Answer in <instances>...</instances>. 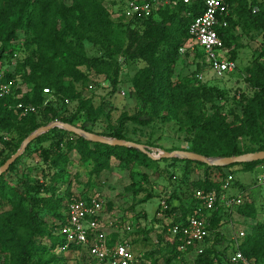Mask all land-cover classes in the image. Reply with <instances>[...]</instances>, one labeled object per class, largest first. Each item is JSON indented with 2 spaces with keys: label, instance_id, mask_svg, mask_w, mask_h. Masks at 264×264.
Wrapping results in <instances>:
<instances>
[{
  "label": "trees",
  "instance_id": "trees-1",
  "mask_svg": "<svg viewBox=\"0 0 264 264\" xmlns=\"http://www.w3.org/2000/svg\"><path fill=\"white\" fill-rule=\"evenodd\" d=\"M102 2L0 0V71L4 65L15 61L16 48L12 42L17 32L29 39L26 47L31 42L35 46L33 55L38 54L39 57L38 63H34L32 58L26 59L30 73L24 72L20 76L23 84L32 86L30 93L18 99L15 95L19 91L10 97H0V129L12 130L18 123H28L32 130H36L45 125L37 118L42 120L47 112L52 111L51 101H59L61 105L76 102L79 111H84L85 120L80 122V117L74 114L60 116L58 121L94 133L97 112L89 101L82 99L76 84L87 82L89 74L102 76L109 82L111 91L115 92L123 65L138 61L144 64V68L134 76L129 94L139 103V108L134 115L120 120L117 128L102 136L125 140L121 133L125 122L145 127L154 122L177 121L194 134L188 139V152L208 158H224L264 151V46L246 69L244 82L250 89V95H234L242 102L241 117L235 115L227 120L213 101L219 94L197 85L189 76L173 78L180 49H185L188 41L194 43L188 28L203 13L202 1L161 5L149 17L142 19H127L124 16L126 0H112L111 11ZM226 2L229 7L227 27L217 29L225 49L230 48L233 30L239 25L247 32L264 31L262 3L258 0ZM85 43L97 47L101 56L88 57ZM199 51L204 59L202 51ZM229 60L236 62L233 52ZM20 70V65L15 63L11 72L4 73V79L16 80ZM43 89H48L50 93L45 94ZM46 99L47 103H44ZM18 104L33 107L36 112L20 116V111L16 109ZM207 105L212 109V115L204 114ZM210 136L214 138L209 139ZM49 137H55L57 141L48 149H40V158L48 165V172L45 174L42 170L38 175L43 178L40 182L32 185L29 181H21L16 186L8 183L6 176L13 172L19 160L0 176V195L4 198L10 195L15 200L9 210L0 212V253L7 256L9 264H67L64 254L85 252L93 264L88 247L70 244L62 251L64 238L54 233L65 223L69 200L72 197L81 200L70 191V173L66 169L70 163L69 154L74 152L78 161L90 165L91 173L95 175L108 170L112 159L122 166L138 165L149 169H157L165 159L152 160L136 149L89 142L58 128L40 135L31 144ZM240 139H247L252 146L239 145ZM63 144L66 152L59 153ZM8 158H4L0 165ZM174 161L183 162L186 167L203 168L206 179L191 191L189 203L172 207L167 199V208L159 209L165 216L171 217L173 224H183L187 216L199 207L193 198L195 190L214 191L218 195L227 181L225 171L233 172L238 167L254 171L264 165V160L226 167H208L184 159ZM53 169H58V172L48 178L49 171ZM213 173L217 180H209ZM238 188L242 191L238 195L242 197L247 189L240 185ZM257 193L251 196L248 203H243L242 198V204L238 206L225 208L216 204L212 211H203L209 238L201 254L196 255L192 249L185 252L195 257V264H231L229 259L236 251L253 264H264V222L256 221L250 233L244 231L245 236L239 240L238 246L230 239L224 248L228 252L220 249L226 241L221 228L231 224L234 216L239 220H256ZM167 227V224L162 227V235L169 241L172 252L179 251V242L171 238ZM116 243L115 236H108L110 247Z\"/></svg>",
  "mask_w": 264,
  "mask_h": 264
},
{
  "label": "rangeland",
  "instance_id": "rangeland-1",
  "mask_svg": "<svg viewBox=\"0 0 264 264\" xmlns=\"http://www.w3.org/2000/svg\"><path fill=\"white\" fill-rule=\"evenodd\" d=\"M258 1L264 5V0ZM111 2L112 0H103L102 3L106 9L111 11ZM254 11L256 12L257 8ZM233 33L234 38L230 48L226 49L228 57L231 52L234 53L236 70L233 73L222 76L209 70L204 64L198 47L188 41L184 46L185 52L180 54L176 62L173 76L174 79L189 76L197 85L212 89L215 95L219 94L220 96H215L213 101L227 120H231L235 115L241 117L242 102L234 98V95L238 93L245 96L250 95V89L244 82L247 75L246 69L252 65L261 47L264 46V31L247 32L243 26L239 25ZM27 40L29 39L23 33L17 32L15 41L12 42L16 48L13 56L14 62L16 65L19 64L21 69L14 83L15 92L19 91L17 96L15 95L16 99L30 93L32 88L31 85L23 84L20 78L24 72L30 73L26 59L32 58L34 63H38L39 60L38 54L33 55L35 46L29 42V46L26 47ZM84 48L88 57H100L102 54L97 47L89 43H85ZM39 64L43 65L42 62ZM143 68L144 64L138 61L124 64L115 92L111 91L109 82L102 76L94 77L89 74L87 82L76 84L82 99L89 101L97 112L93 127L94 134L102 136L110 129L117 128L119 121L125 116L130 117L136 113L139 103L129 94V90L134 76ZM51 102L52 111L47 112L42 120L37 118L41 124H45L42 127L60 122L58 121L60 116L70 117L77 114L80 122L85 120L84 111H79L76 102L70 105H61L59 101ZM44 103H47V99ZM204 114L212 115L209 105L206 106ZM36 130H32L28 123H18L12 130L0 129V164L7 156L10 158L14 155L23 141ZM121 133L125 138L124 141L167 153L186 151L189 148L188 139L194 135L187 131L182 122L177 121L154 122L145 127L125 122ZM213 138L214 136L209 137V139ZM56 141L55 137H49L39 143H30L31 145H28L24 153L18 157L19 161L14 166L13 172L7 174L8 183L16 186L20 185L21 181H29L32 185L40 182V179H43L38 176L40 171L43 170L45 174L48 172V165L40 158V149H48ZM238 144L252 146L247 139H240ZM64 145L60 146L59 153L66 152ZM69 155L70 163L66 169L70 173V191L86 203L95 200L103 201L102 221L108 236L113 235L117 243L122 242L129 245L133 253L139 257L141 264H195L194 256L181 251L172 252L168 245L169 241L161 231L171 217L165 216L159 209L163 203L167 207V199L172 207H177L181 203H189L191 191L198 183L206 179L203 168L186 167L183 162L174 161L177 158H165V161L159 163L157 169L138 165L122 166L112 159L108 170L95 175L91 173L90 165L78 161L74 152ZM57 172L58 169L49 171L48 178ZM225 172L227 179L231 178L228 195L236 196L242 192L238 185L247 189L242 193L243 203L250 202L254 193L259 192L260 194L257 193L258 197L255 202L256 220H239L234 216L231 224L221 228L226 241L222 243L220 249L228 252V249H224L227 246V240L239 231L250 233L256 221L264 222V165L254 171H244L243 168L238 167L233 172ZM209 180H217L214 173L211 174ZM14 201L10 195L5 198L0 195V212L9 210ZM54 233H59V228ZM64 257H67V264H92L85 252L64 254ZM168 260L170 261L167 262ZM0 264H9L7 256L1 253Z\"/></svg>",
  "mask_w": 264,
  "mask_h": 264
},
{
  "label": "built area",
  "instance_id": "built-area-1",
  "mask_svg": "<svg viewBox=\"0 0 264 264\" xmlns=\"http://www.w3.org/2000/svg\"><path fill=\"white\" fill-rule=\"evenodd\" d=\"M178 1H182L183 4L202 1L203 13L190 24L188 34L202 51L204 64L209 70L222 76L233 73L236 70V63L229 60L227 50L217 31L218 28L227 27L229 7L226 0H126L123 13L127 19L147 18L159 6L176 5ZM184 52V48L180 49V53ZM14 66L15 62L11 61L0 71V97H10L15 94V80L4 79V73L11 72ZM43 92L50 93L48 89H43ZM16 108L21 116L35 112V108L22 104H18ZM230 181L231 178L228 177L218 195L214 191L195 190L193 198L199 203V207L187 216L183 224H173L172 220L167 223V233L172 239L178 240L179 251L187 252L192 249L196 255L202 253L205 241L210 235L203 211H212L216 204L225 208L242 204L241 195L227 194ZM161 208L165 210L167 207L163 203ZM103 209L104 203L101 200L86 203L72 197L67 204L65 223L59 229V235L65 241V245L60 250H65L70 244L86 246L93 264H141L139 257L126 243L118 242L113 247L108 245V234L102 221ZM244 236L245 232L239 231L231 240L238 246L239 240ZM229 261L231 264H253L239 251L231 255Z\"/></svg>",
  "mask_w": 264,
  "mask_h": 264
},
{
  "label": "water",
  "instance_id": "water-1",
  "mask_svg": "<svg viewBox=\"0 0 264 264\" xmlns=\"http://www.w3.org/2000/svg\"><path fill=\"white\" fill-rule=\"evenodd\" d=\"M58 128L62 129L68 133L74 134L78 137H82L85 140L93 143H99L103 145L115 146V147H123V148H132L140 151L145 154L148 158L152 160H160V159H184L190 160L198 163H202L208 167H226L235 164H244L251 163L257 161L264 160V151L256 152V153H248L241 156L234 157H224V158H208L201 155H197L188 151H175L172 153L163 152L160 150H150L145 146L124 140H118L113 138H106L103 136H99L94 133L85 132L82 129L76 128L72 125L65 124L62 122H54L48 126L41 127L34 131L31 135H29L22 143L20 149L12 155L1 167H0V176L6 173L9 167L18 159L20 155H22L26 149V147L34 141L37 137L42 134L47 133L51 129Z\"/></svg>",
  "mask_w": 264,
  "mask_h": 264
},
{
  "label": "crops",
  "instance_id": "crops-1",
  "mask_svg": "<svg viewBox=\"0 0 264 264\" xmlns=\"http://www.w3.org/2000/svg\"><path fill=\"white\" fill-rule=\"evenodd\" d=\"M261 167V166H260ZM260 167H258L257 169H259ZM260 171V170H259Z\"/></svg>",
  "mask_w": 264,
  "mask_h": 264
}]
</instances>
